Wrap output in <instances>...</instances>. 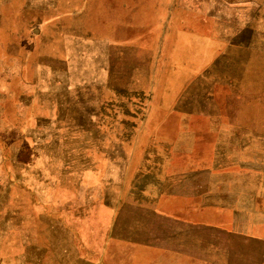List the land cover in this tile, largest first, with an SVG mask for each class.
I'll return each instance as SVG.
<instances>
[{"label":"rangeland","instance_id":"rangeland-1","mask_svg":"<svg viewBox=\"0 0 264 264\" xmlns=\"http://www.w3.org/2000/svg\"><path fill=\"white\" fill-rule=\"evenodd\" d=\"M243 233L264 0H0V264H264Z\"/></svg>","mask_w":264,"mask_h":264},{"label":"trees","instance_id":"trees-1","mask_svg":"<svg viewBox=\"0 0 264 264\" xmlns=\"http://www.w3.org/2000/svg\"><path fill=\"white\" fill-rule=\"evenodd\" d=\"M214 205H215V204H214ZM215 206H218V207H215V208H219V209H223V210H225V209L229 210V209H230V208L227 207V206H224V207H223L222 205H215ZM205 207H206V208H207V207L214 208L213 205H212V206L202 205L200 208H201V209H202V208L204 209ZM228 208H229V209H228ZM232 209H233V208H232ZM232 209H231V211H232ZM229 211H230V210H229ZM232 213L239 214L240 212H239L238 210H237V211H236V210H233ZM223 225H224V224H222L220 227H219V225L216 226V227L222 229V228H223Z\"/></svg>","mask_w":264,"mask_h":264},{"label":"crops","instance_id":"crops-1","mask_svg":"<svg viewBox=\"0 0 264 264\" xmlns=\"http://www.w3.org/2000/svg\"><path fill=\"white\" fill-rule=\"evenodd\" d=\"M243 235H246L247 238H249V239H252L256 242H260V243L264 244V235H262V236H251L250 234L247 235L246 233H243Z\"/></svg>","mask_w":264,"mask_h":264}]
</instances>
